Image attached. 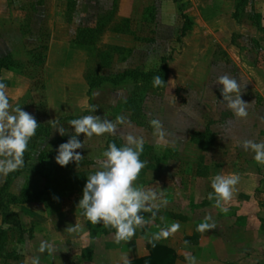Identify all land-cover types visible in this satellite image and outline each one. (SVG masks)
<instances>
[{"label":"rangeland","instance_id":"obj_1","mask_svg":"<svg viewBox=\"0 0 264 264\" xmlns=\"http://www.w3.org/2000/svg\"><path fill=\"white\" fill-rule=\"evenodd\" d=\"M118 1L0 0V59L11 57L7 61L10 68L0 69V82L6 85L10 103L13 106L20 105L38 123L51 125L52 119L62 112H50V100L61 102L64 97L76 102V94H84L89 82L99 83L102 78L122 76L128 71L157 72L163 66L164 59L170 60L168 75L163 79L164 85L153 87V78L143 82L141 77L118 85L106 82L92 89L87 113L57 120L59 125L65 126L68 135H59L53 127L32 141L35 148L31 152L28 168L5 190L3 205L0 203L1 215L4 210L12 215L17 214L19 205L12 202V197L20 196L26 188L38 191L48 185L55 188L53 196L58 197L57 202L49 205L57 207L55 219L60 226L65 212L75 210L80 213L77 205L87 177L99 168L103 151L113 142L122 145L129 135L141 137L144 141L140 158L146 162V167L139 174L135 182L137 185L165 175L183 192H187L196 178L195 168L204 177H210L219 173L220 167L226 162L240 166L241 170L255 163L262 166L260 171L264 172V165L253 159V153L243 150L240 141L222 136L226 133L225 124L216 121L230 114L234 116L220 102L222 96L220 86L215 84L216 80L228 75L237 78L241 86L244 84L247 87L252 81L250 67H258L264 60L262 49L253 38L255 30L244 28L232 42L215 44L208 38L201 42L199 34L188 40V36L181 37L188 0H137L139 7L135 9L134 20L129 22L117 18ZM144 2L154 5L148 13L142 7ZM237 3L239 0L229 2L227 11L235 9L236 12ZM248 3L241 10V22L259 21L255 17L254 0ZM150 12L154 13L153 17H148ZM63 21L66 25H62ZM82 28L87 29L88 33L80 36L79 30ZM54 35L65 36V43L84 51L82 54L73 53V63L60 65L63 54L58 56L59 51L53 52V48L57 50ZM186 48L190 51L188 55H184ZM199 49L202 51L199 52ZM200 54L202 57L198 58ZM198 59L203 62L202 69L197 68ZM7 62L0 61V66H5ZM136 91L145 98L141 104L144 125L133 122L131 114L125 112L126 100ZM246 93L249 96L253 90L247 88ZM257 100L254 95L246 101L249 104L247 111L250 114L256 112L254 117L260 119L263 117L257 114L261 110L256 105ZM93 107L96 108L94 113L91 111ZM56 108L66 112L70 105H56ZM90 114L113 122L123 115L125 123L117 124L114 134L92 139L81 134L78 139L81 142L85 139V147L77 151L82 155V160L77 164L73 162L65 167L59 166L55 161L57 149L74 134L69 122ZM153 119L161 121L162 130L150 124ZM248 125L252 134L259 130L258 121L249 122ZM208 127L217 135L216 139L198 136L205 134L200 131ZM259 132L263 137L259 140L264 141V124ZM215 140L217 142L214 144ZM208 162L213 165H203ZM81 163L88 164L80 166ZM82 173L87 176L77 177ZM8 179L9 175L0 176V190ZM211 208L216 209L214 205ZM11 224L16 226L15 222ZM78 224L88 226L87 237L90 241L107 236L113 230L103 224L85 223L84 219H75V229ZM0 252L8 258L19 257L17 249L1 247ZM92 254L90 247L86 256L91 257Z\"/></svg>","mask_w":264,"mask_h":264},{"label":"crops","instance_id":"obj_2","mask_svg":"<svg viewBox=\"0 0 264 264\" xmlns=\"http://www.w3.org/2000/svg\"><path fill=\"white\" fill-rule=\"evenodd\" d=\"M229 2L233 0H188V12L185 15L192 19L193 27L186 39L190 40L193 35L199 34L201 42L205 38L215 44L232 42L241 30L249 27L255 30L253 38L264 54V0H254L256 13L261 17L260 25L252 22L240 24L233 16L235 9L233 11L226 9ZM144 4L142 7L146 12L154 6L151 3ZM137 7H139L137 0H119L117 18L121 21H133ZM64 24L66 25V22L63 21L62 25ZM59 36L54 35L57 50L53 48V52L59 51L58 56L63 54L60 57V65H69L73 63V53L82 54L84 50L65 43V36ZM201 51L199 49V52ZM189 52L186 48L184 55H188ZM201 57V54L198 55V58ZM198 62L197 68L202 69L203 62L200 59ZM250 69L252 81L247 87L242 85V99L246 102L254 95L257 96L256 105L261 109L257 114L262 115L263 118H260L262 120L254 117L256 112L251 114L248 112L245 119H238L232 114L219 120L215 119L225 124L226 133L222 136L236 138L239 143L263 138L259 130L264 124V60L260 66ZM202 80L201 78L200 81ZM247 88H251L254 95L245 94ZM89 92L90 86L87 83L84 94H76V102L74 99L70 102L64 97L61 102L57 99L53 102L50 100L48 103L50 112L55 114L62 111L52 121L87 113L90 108ZM56 105H70V108L65 112L64 109L58 110ZM253 121L259 123V130L254 134L248 130L249 122ZM207 131L212 134L211 138L216 139L217 135L209 130V127L200 132ZM216 142L217 140L214 144ZM203 165L212 166L213 163ZM240 168L234 163L226 162L217 173L225 175L235 173L240 176L233 198L226 205L228 208L226 213L218 208H211L214 201L209 200L208 194L212 191L210 178L214 175L204 177L196 168L194 169L196 178L192 180V186H189L187 192H183L175 182L164 177L165 175L140 182L139 186L146 190H154L160 195V200L156 201L159 207L154 210L155 214L143 213L144 224L137 228L130 240L120 242L115 239V229L107 236L90 241L87 237L89 231L87 225L78 224L77 229L74 228L75 219H84L75 210L65 212L63 221L58 226L55 219L58 209L55 205L49 203L19 205L17 216L20 228L4 223V218L0 214V248L17 249L19 257L8 258L0 252V264H32L36 256L40 257L39 264H125V258L131 263L150 256L149 243L173 249L178 255L176 264H188L186 257L189 254L196 257L197 264H264V172L260 171L262 166L255 163L252 167L242 170ZM43 188L44 186L37 190ZM206 216L211 217L210 222L215 223L216 228L203 233L197 231L198 225ZM84 222L87 221L84 219ZM173 223H179L180 229L167 237L161 236L162 230L169 228ZM4 224L10 227L4 229ZM42 244L51 247H46L44 252H40ZM90 247L93 254L87 257V249Z\"/></svg>","mask_w":264,"mask_h":264},{"label":"clouds","instance_id":"obj_3","mask_svg":"<svg viewBox=\"0 0 264 264\" xmlns=\"http://www.w3.org/2000/svg\"><path fill=\"white\" fill-rule=\"evenodd\" d=\"M164 84L160 76L153 78V87ZM215 84L220 86L219 91L222 96L220 102L225 104L238 119H245L248 116L249 104L242 99L241 82L237 78L223 75ZM5 89L6 85L0 82V176H7L24 166V154L28 151L29 143L40 126L31 113L22 110L18 104L13 106L10 103ZM91 111L94 113L96 108L93 107ZM124 123L123 115L118 116L115 122L101 119L94 114L72 119L69 126L74 134L66 143L58 147L56 163L65 167L82 160V155L77 151L85 147V139L83 142L78 139L81 134L87 139L114 134L117 124ZM50 124L59 135H68L65 126L59 125L57 120L51 121ZM150 124L155 129L162 130L163 125L159 119L151 120ZM143 146V138L132 135L127 136L120 146L115 142L110 143L102 153L103 159L99 168L87 177L82 197L77 205L81 216L87 222L94 225L103 224L105 227L115 229L117 242L130 240L137 228L145 222L143 213L155 214L154 210L159 207L156 201L160 200V195L135 183L142 169L146 167V162L140 158ZM240 147L253 153V159L258 164L264 165V141L244 140ZM210 181L212 191L209 192L208 198L214 201L216 208L226 213L228 211L226 205L233 198L240 176L235 173L216 174L210 178ZM210 221L211 217L206 216L198 225L197 231L203 233L215 229L216 224ZM9 227L8 224L3 225L4 229ZM179 229L180 224L173 223L169 228L162 230L160 235L167 237ZM46 247L51 246L42 244L39 251L44 252ZM186 259L188 264H197L196 257L191 254ZM39 260V256L34 257L32 264H39ZM125 264H129L127 258Z\"/></svg>","mask_w":264,"mask_h":264},{"label":"trees","instance_id":"obj_4","mask_svg":"<svg viewBox=\"0 0 264 264\" xmlns=\"http://www.w3.org/2000/svg\"><path fill=\"white\" fill-rule=\"evenodd\" d=\"M249 0H239V3H237V11L234 13V18L241 24V10L244 9L249 3ZM148 13V12H147ZM154 13L150 12L148 14V17H153ZM257 19H259V21H251L252 23L256 24V25H260V20L261 17L260 15H258L256 13ZM147 18V17H146ZM185 18V24H184V28L182 30V34L181 37L185 38L188 34V32L192 29L193 27V21L191 18H189L188 16L184 15ZM149 18L146 19V21H148ZM125 21V22H129ZM88 30L87 29H80L79 30V35L82 36L84 34H87ZM76 44V42H74V45ZM76 47V46H74ZM78 48V47H76ZM11 57H7L4 59H0V61L2 63H5L7 61H9ZM169 61L167 59L163 60V66L161 67V69L157 72H152V73H146V72H142V71H128L126 73H124L122 76H117V77H105L102 78L99 83H90L89 82V86H90V92H89V97L91 95V91L92 89H94L95 87L101 86L106 82H110L113 83L114 85H118L121 83H126L129 82L130 80H133V78L137 77V78H142L143 82H147L150 78H154L155 76H160L161 78L165 79L166 76L168 75L169 72ZM17 65H21V63H17ZM1 68H10V64L7 62V64L4 66V64L2 66H0ZM144 91V90H142ZM143 94L140 93L139 91L134 92V94H132L125 102V112H129L131 114V120L133 122H135L138 125H144L145 121L144 119V115L142 114V107L141 104L145 102V98L142 97ZM144 122V123H143ZM38 125H40L37 129L36 135L32 138V140L29 143V147H28V151L25 152L24 154V166L21 167L19 170H17L16 172H13L11 174H9V179L7 184L5 185V187L0 190V203L1 205H3L2 201H3V194L5 192V190L7 191L10 187V185L12 184V182L17 179L25 170H27L28 168V162L31 159V152H33L35 146L32 145V141H35L36 139H39L40 137H42L44 134H46L47 132L51 131L53 126L52 125H44L41 123H38ZM199 137H204V136H208L211 138V133L209 131H207L205 134H198ZM212 139V138H211ZM88 163H81L80 166H85ZM87 175L84 173L77 175V177H82L85 178ZM55 188L53 187H49L48 185H46V187H44L42 190L40 191H34V190H29L28 188H26L25 190H23V192L21 193L20 196L18 197H12V202L13 203H17L18 205H23V204H28V203H43V204H48V203H55L58 201V197H54L53 193ZM2 216L4 218V223H12L15 222L16 223V227L20 228V222L18 220V216L16 215H12L10 212H8L7 210H4V213H2ZM189 240V239H188ZM148 250L150 251V256L140 259V260H136L133 261L129 264H176V260L178 258L177 253L168 247L165 246H160V245H156L153 243H149L148 244Z\"/></svg>","mask_w":264,"mask_h":264}]
</instances>
